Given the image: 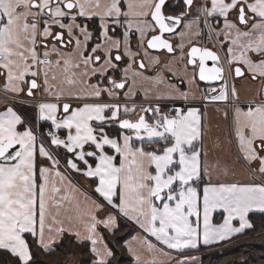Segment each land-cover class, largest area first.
<instances>
[{
	"label": "snow or ice",
	"instance_id": "obj_1",
	"mask_svg": "<svg viewBox=\"0 0 264 264\" xmlns=\"http://www.w3.org/2000/svg\"><path fill=\"white\" fill-rule=\"evenodd\" d=\"M238 79L260 82L251 98ZM209 105L226 121L211 147ZM225 142L245 177L212 159ZM255 216L264 0H0V264H69L41 259L66 238L119 264L106 241L131 229V264H203L186 253Z\"/></svg>",
	"mask_w": 264,
	"mask_h": 264
},
{
	"label": "trees",
	"instance_id": "obj_2",
	"mask_svg": "<svg viewBox=\"0 0 264 264\" xmlns=\"http://www.w3.org/2000/svg\"><path fill=\"white\" fill-rule=\"evenodd\" d=\"M216 216L219 215L216 214ZM254 221L253 230H248L226 243L211 248L202 247L199 254L203 264H264V260L261 259V255L264 254V223L259 216H255ZM133 231L134 229H131L127 234H117L119 244H115L113 238L108 236L106 242L115 249L119 264H131L130 255L120 245H123V240ZM64 249L67 250L64 251ZM88 249L89 245H77L66 238L60 251L53 253L52 256L42 255L41 259L45 261L67 260L69 264H91L92 255Z\"/></svg>",
	"mask_w": 264,
	"mask_h": 264
},
{
	"label": "crops",
	"instance_id": "obj_3",
	"mask_svg": "<svg viewBox=\"0 0 264 264\" xmlns=\"http://www.w3.org/2000/svg\"><path fill=\"white\" fill-rule=\"evenodd\" d=\"M245 81H242V80H237L236 81V84H237V87H238V89H239V87H242L243 85H244V88H241V89H239L240 90V93H241V99H249V98H251V93L254 91V89L256 88V87H259V85L257 84H252V85H249V86H252V87H249V86H247L246 85V89H245ZM249 90H250V92H249ZM217 107L218 106H216V105H209L208 106V110H207V123L210 125V127H211V132H210V137H211V140H210V147H211V145L212 144H214L215 142H216V140H217V138L219 137V133H220V131H218V130H216V128H214V126H215V123H216V121H217V119H220L222 122H223V129H224V127H225V119H224V116H223V111H220V112H218L216 109H217ZM220 107V106H219ZM221 108V107H220ZM222 109V108H221ZM221 122V123H222ZM225 136H226V132H225ZM215 141V142H214ZM230 146V145H229ZM231 147V146H230ZM218 152H220L221 150L219 149V150H217ZM236 156V155H235ZM216 159H219L221 162H222V164L223 163H226L225 162V160H223V157L221 158V156L219 155V153H217V154H215L214 152L212 153V159L213 160H215V158ZM226 165H227V163H226ZM243 166V165H242ZM244 169V168H243ZM246 170L244 169V172H243V174L242 175H238L237 173L235 174L236 175V177L237 178H243V177H245L246 176ZM82 179V178H81ZM216 214L217 215H219V216H216ZM215 220H214V222H216V223H219V222H221V220H222V215L220 214V212L219 211H217L215 214ZM136 234V230L134 229V231H133V233L130 235V236H128L127 238H125L124 240H123V244H124V242L126 241V240H130L131 239V236L132 235H135ZM89 247H90V245H89ZM187 255H199L200 256V254H199V252H189V253H186ZM131 257V256H130ZM149 257L147 256V255H145V259H148ZM92 260H93V256H92ZM131 260H132V258H131Z\"/></svg>",
	"mask_w": 264,
	"mask_h": 264
},
{
	"label": "rangeland",
	"instance_id": "obj_4",
	"mask_svg": "<svg viewBox=\"0 0 264 264\" xmlns=\"http://www.w3.org/2000/svg\"><path fill=\"white\" fill-rule=\"evenodd\" d=\"M245 82H246L245 83V89H246V85L247 86L252 85V83H250L249 81H245ZM255 84L256 85L257 84L259 85L260 82L257 81ZM249 87H252V86H249ZM241 88H244V85L242 87H239V89H241ZM249 92H250V90H249ZM216 106H218V107L220 106L221 108H223L222 105H216ZM221 122L222 121L220 119H217L214 128H216V130L220 131L219 138L221 140H223L224 137H225V132H226V121H225V127H224V129H223V122L222 123ZM230 146H229V144H227L225 142V143L222 144V146L220 148L221 151L220 152L215 151L214 153L215 154L219 153V155L221 156V158L223 157V160H225V162L227 163V165L233 170V172L235 174L237 173L238 175L239 174L242 175L243 172H244V169H243L244 167L242 166V164L240 163V161L237 160V158L235 156L236 155L235 149L232 146L231 147ZM226 163H223V164H226Z\"/></svg>",
	"mask_w": 264,
	"mask_h": 264
},
{
	"label": "flooded vegetation",
	"instance_id": "obj_5",
	"mask_svg": "<svg viewBox=\"0 0 264 264\" xmlns=\"http://www.w3.org/2000/svg\"><path fill=\"white\" fill-rule=\"evenodd\" d=\"M178 42H179V41H177V43H178ZM133 43H135V38H133ZM205 44H208V46L211 47V43L208 41V39H207L206 36H205V38H204L203 40L200 41V45H201V46H203V45H205ZM154 54H155V53H154ZM160 55H161L162 58H164L163 53H160ZM221 56H223V52H221ZM209 63H211V62H209ZM176 70L182 74V73H183V66L181 65V66L177 67ZM189 73H190V69H189ZM189 78H190V76H189ZM174 82H175V83H179V80L176 79V80H174ZM203 85H204L203 82H199V85H198V86L202 88ZM186 86H187V85H186ZM141 98H142V97H141ZM137 102H139V101H137Z\"/></svg>",
	"mask_w": 264,
	"mask_h": 264
},
{
	"label": "built area",
	"instance_id": "obj_6",
	"mask_svg": "<svg viewBox=\"0 0 264 264\" xmlns=\"http://www.w3.org/2000/svg\"><path fill=\"white\" fill-rule=\"evenodd\" d=\"M203 87H204V85H203ZM203 87H202V88H203Z\"/></svg>",
	"mask_w": 264,
	"mask_h": 264
},
{
	"label": "water",
	"instance_id": "obj_7",
	"mask_svg": "<svg viewBox=\"0 0 264 264\" xmlns=\"http://www.w3.org/2000/svg\"><path fill=\"white\" fill-rule=\"evenodd\" d=\"M210 64V63H209Z\"/></svg>",
	"mask_w": 264,
	"mask_h": 264
}]
</instances>
